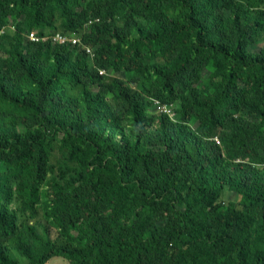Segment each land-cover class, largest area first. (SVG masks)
<instances>
[{
  "label": "trees",
  "instance_id": "16d2710c",
  "mask_svg": "<svg viewBox=\"0 0 264 264\" xmlns=\"http://www.w3.org/2000/svg\"><path fill=\"white\" fill-rule=\"evenodd\" d=\"M9 24L0 264H264V0H0ZM40 206L64 242L19 223Z\"/></svg>",
  "mask_w": 264,
  "mask_h": 264
},
{
  "label": "rangeland",
  "instance_id": "374dc122",
  "mask_svg": "<svg viewBox=\"0 0 264 264\" xmlns=\"http://www.w3.org/2000/svg\"><path fill=\"white\" fill-rule=\"evenodd\" d=\"M15 30V26L12 24H9L7 27L4 28V34L8 33V35L11 37L12 35V31ZM115 78H122V79H127L126 77V73L125 72H120V73H115V72H110L106 75V81L105 82H111L113 81ZM97 88H94L93 91H97ZM160 103L163 106H167L169 109H171V114H176L175 111V104L173 103H165L163 101H160ZM155 113V110H153L152 114ZM157 114L158 113H162L160 110H158L157 108ZM236 198V192L235 191H229L226 196H225V202H228L231 199ZM22 221H30L31 223H35L37 225V227L41 230V231H45L44 228L47 229L48 233L50 234L51 238L53 240H55L57 243H61L64 242L65 240L63 239V237L59 234L58 228L51 222V220L49 219V217L46 215V212L44 210L43 207H38L35 216H31L28 212L26 214L23 215H19V223H21ZM5 245L8 248L9 254L12 257H18L20 258V256L18 255L17 251L15 249H13L10 245L8 241L4 242ZM46 264H68V262L61 257H54L52 259H50Z\"/></svg>",
  "mask_w": 264,
  "mask_h": 264
},
{
  "label": "built area",
  "instance_id": "2783aa9c",
  "mask_svg": "<svg viewBox=\"0 0 264 264\" xmlns=\"http://www.w3.org/2000/svg\"><path fill=\"white\" fill-rule=\"evenodd\" d=\"M2 34H4V28L0 31V37ZM53 35H54L53 37H51V36H39V34L37 32L31 31L27 35V39L31 42H40V41L46 42V41H49L51 39L53 40V42H60V43H64L66 41H71L72 43L75 44V43L80 42L79 38H76V37L69 39L60 33H56ZM88 52L91 53V56L93 55L90 48H88ZM103 73H104V71H101V74H103ZM156 104H157L158 110H160L162 113H168L172 118L174 117L175 113L171 114V109H169L167 106H163L159 100H156ZM217 141L219 142L218 138H217Z\"/></svg>",
  "mask_w": 264,
  "mask_h": 264
},
{
  "label": "clouds",
  "instance_id": "9594fccd",
  "mask_svg": "<svg viewBox=\"0 0 264 264\" xmlns=\"http://www.w3.org/2000/svg\"><path fill=\"white\" fill-rule=\"evenodd\" d=\"M175 113V112H174ZM163 114V113H162ZM170 116V115H169ZM175 116H176V114L174 115V117H173V119L175 118ZM171 117V116H170ZM172 118V117H171ZM216 140H217V138H216ZM218 142V141H217ZM220 142V141H219Z\"/></svg>",
  "mask_w": 264,
  "mask_h": 264
}]
</instances>
